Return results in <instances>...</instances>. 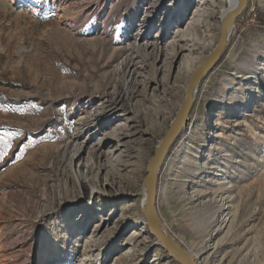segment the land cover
<instances>
[{"label":"rangeland","instance_id":"obj_1","mask_svg":"<svg viewBox=\"0 0 264 264\" xmlns=\"http://www.w3.org/2000/svg\"><path fill=\"white\" fill-rule=\"evenodd\" d=\"M226 6L0 0V264H176L147 231L142 182L190 74L217 43ZM193 27L208 38L191 54L182 49L191 39L177 35ZM233 29L156 188L161 222L198 264H264V0H247ZM129 54L136 66L124 75ZM137 68L133 91L161 93L148 80L165 73L164 84L180 89L153 134L141 112L122 110ZM219 180L233 187L221 193Z\"/></svg>","mask_w":264,"mask_h":264},{"label":"water","instance_id":"obj_2","mask_svg":"<svg viewBox=\"0 0 264 264\" xmlns=\"http://www.w3.org/2000/svg\"><path fill=\"white\" fill-rule=\"evenodd\" d=\"M246 5L247 0H238V5L232 12L221 19L217 43L211 52L190 74L184 91V98L174 119L169 124L167 131L154 149L153 155L149 158L146 167V176L142 182L146 191V198L142 203L141 213L145 218L147 231L156 240L167 256L179 264H198V262L191 253L183 249L180 244L173 239L158 217L155 208V199L160 168L169 148L183 127L186 126L188 115L194 103L196 89L200 81L225 52L229 43L231 30L235 26L236 19L245 11ZM225 18H228V26H226Z\"/></svg>","mask_w":264,"mask_h":264},{"label":"bare ground","instance_id":"obj_3","mask_svg":"<svg viewBox=\"0 0 264 264\" xmlns=\"http://www.w3.org/2000/svg\"><path fill=\"white\" fill-rule=\"evenodd\" d=\"M225 2L227 3V6H226L225 10L221 14L220 21H221V19L225 15L227 16L228 13L232 12V10L238 5V0H225ZM246 7H247V5H246ZM145 18L148 19L149 18V14L146 13ZM225 21H226V26H228V18H225ZM131 23H134V22L131 20ZM198 32H199L198 27H193V28L187 29L184 32H179L178 33L177 38H179V39H182V38L191 39L189 41H186L184 43V46H182V49H184V51L185 50H188V51H190L191 54H193V52L195 50H198L199 52H202L203 50H205V48H206L205 40L208 38V36L206 37V39H200L196 35ZM233 33H234V29L231 30L230 38H231V36H232ZM144 36H146V34L143 35V38H144ZM230 38H229V41H230ZM132 49H134L135 54H139L140 53L139 55H141V56L143 55V53L146 52V48H143L142 50L139 51V53H137V50L134 47V45L132 46ZM153 54L154 53L151 52L150 54H146V55L149 58H152L153 57ZM137 57H139V56H137ZM130 66L133 68V67L136 66V64L134 62V59H133L132 55L129 54L127 56L125 62L123 63L122 73L124 75L125 74H128V72H129L128 70H129V67ZM141 70H142V68H137L134 71V73H133L132 80L128 84V90L129 91H127V100L125 102H123V105L124 106L122 107V110H126L127 109L126 107H129L130 106L131 108L137 109L139 112H141V114L145 118L144 124L146 126V130L149 133L153 134V133H156V132L159 131V129H160L161 125H162V121L165 120L166 115L170 111H172L173 108L175 107L176 101L178 100V93H179V90L180 89H179V86L176 87L174 85H171V86H166L165 85L166 84V78H167V73H165L164 76L160 79V81H158L156 77L148 80L149 83L151 82L153 84L162 85L163 91L161 93H158V91L156 89H152L151 90V93L150 94H147L148 93V90H147V88H145V86H142L140 89H137L136 91H133L131 89V87H133V85L136 86L137 83L139 84V82H140V80H139V77L140 76H137V75H139V73H140ZM157 72H158V70H157ZM183 78H184V68H181V71L178 74V77L175 79V82L174 83H177V82L182 81ZM125 81L126 80L123 79V81L120 82L119 86L120 87L123 86L124 83H125ZM140 86L141 85H139V87ZM196 92H197V89H196ZM136 93H137V95H135ZM195 95H196V93H195ZM166 97H168V99ZM194 100H195V98H194ZM121 101H124V100H121ZM104 114L105 113H101V115H104ZM113 117L114 116L112 114V115L107 116V119L108 120H111V119H113ZM95 118H97V117H95ZM106 142H108V141H106ZM228 157H229V154L228 153H226L224 156H222V158L220 160V163L217 165V170L218 171H220V172H223L224 171V168L223 167L226 166V163L228 162ZM218 175H220V174H218ZM223 180H219V183H218V189L221 190L220 191L221 193H223L226 190H229V189H231L233 187L230 183L225 182ZM157 182H158V180H157ZM243 187L244 186H242V188ZM241 192H243V191H241ZM239 193H240V191H239ZM145 198H146V191L144 189L143 192H142V203H143V201H144ZM174 262L176 264H179L176 261H174Z\"/></svg>","mask_w":264,"mask_h":264},{"label":"snow or ice","instance_id":"obj_4","mask_svg":"<svg viewBox=\"0 0 264 264\" xmlns=\"http://www.w3.org/2000/svg\"><path fill=\"white\" fill-rule=\"evenodd\" d=\"M6 148L7 146H5V149H0V159L3 158V155H6Z\"/></svg>","mask_w":264,"mask_h":264}]
</instances>
